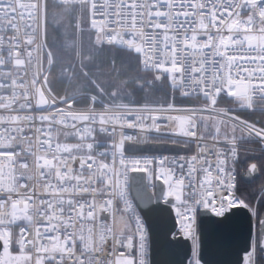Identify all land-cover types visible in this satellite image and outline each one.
Listing matches in <instances>:
<instances>
[{
  "label": "snow or ice",
  "instance_id": "obj_1",
  "mask_svg": "<svg viewBox=\"0 0 264 264\" xmlns=\"http://www.w3.org/2000/svg\"><path fill=\"white\" fill-rule=\"evenodd\" d=\"M242 150L264 176V0H0V264H150L133 184L188 264L200 209L247 210L236 264H264Z\"/></svg>",
  "mask_w": 264,
  "mask_h": 264
},
{
  "label": "water",
  "instance_id": "obj_2",
  "mask_svg": "<svg viewBox=\"0 0 264 264\" xmlns=\"http://www.w3.org/2000/svg\"><path fill=\"white\" fill-rule=\"evenodd\" d=\"M247 167L239 175L244 182L253 181L258 174L250 177L246 174ZM140 176L141 174H133ZM145 183V181L143 182ZM138 189L146 196L148 190L142 184H133L130 196L139 206V211L148 228V259L150 264H187L191 255V244L187 238L177 236L172 238L175 228V219L172 212L159 213L150 211L155 208L154 203L141 201L137 197ZM162 204V202H161ZM167 207V206H165ZM220 218L210 212L200 209L197 215V231L201 239V255L209 264H236L240 255L244 240L248 235V212L238 209L231 215L227 226H220L216 222ZM253 224V231L256 225Z\"/></svg>",
  "mask_w": 264,
  "mask_h": 264
},
{
  "label": "trees",
  "instance_id": "obj_3",
  "mask_svg": "<svg viewBox=\"0 0 264 264\" xmlns=\"http://www.w3.org/2000/svg\"><path fill=\"white\" fill-rule=\"evenodd\" d=\"M55 75H58V72L55 73ZM54 86L57 89L61 90V93H63L62 92L63 85L59 81H56ZM157 95L159 96L160 94H157ZM247 118L254 119V117H251V116ZM257 155H259V153H257ZM240 159H241V162L238 164L239 175L242 173V171L246 167L245 155L243 153V150L241 152ZM239 175L237 179H238V188L240 189V191L237 192V195H242L243 197H246L248 201H251L255 205L258 197L262 194L260 189H261V186L264 185V176H261L258 174L257 177L253 181L244 182L243 180L239 178Z\"/></svg>",
  "mask_w": 264,
  "mask_h": 264
},
{
  "label": "built area",
  "instance_id": "obj_4",
  "mask_svg": "<svg viewBox=\"0 0 264 264\" xmlns=\"http://www.w3.org/2000/svg\"><path fill=\"white\" fill-rule=\"evenodd\" d=\"M61 94H63V93H61ZM253 147H254V145H253ZM145 183H146V181H145ZM131 197V196H130ZM172 212V214H173V216H174V219H175V228H174V230H173V232H178V230H179V225L176 223V218H175V213H174V211H171ZM189 242H190V244H191V241L189 240ZM191 247H192V245H191ZM190 257H191V255H190ZM190 259V258H189Z\"/></svg>",
  "mask_w": 264,
  "mask_h": 264
},
{
  "label": "rangeland",
  "instance_id": "obj_5",
  "mask_svg": "<svg viewBox=\"0 0 264 264\" xmlns=\"http://www.w3.org/2000/svg\"><path fill=\"white\" fill-rule=\"evenodd\" d=\"M254 223H255V220H254ZM256 225V224H255Z\"/></svg>",
  "mask_w": 264,
  "mask_h": 264
}]
</instances>
